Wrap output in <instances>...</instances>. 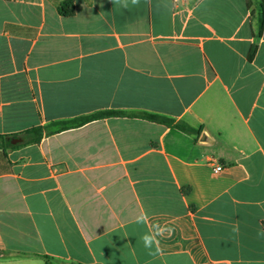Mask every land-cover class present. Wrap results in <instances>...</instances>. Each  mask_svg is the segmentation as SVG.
Here are the masks:
<instances>
[{"label":"crops","instance_id":"1","mask_svg":"<svg viewBox=\"0 0 264 264\" xmlns=\"http://www.w3.org/2000/svg\"><path fill=\"white\" fill-rule=\"evenodd\" d=\"M62 1L0 0V135L102 110L194 132L108 118L0 149V264H264L256 6ZM166 226L149 255L141 237Z\"/></svg>","mask_w":264,"mask_h":264},{"label":"trees","instance_id":"2","mask_svg":"<svg viewBox=\"0 0 264 264\" xmlns=\"http://www.w3.org/2000/svg\"><path fill=\"white\" fill-rule=\"evenodd\" d=\"M250 6L255 5L259 11L260 23L264 25V2L262 0H249ZM74 0H63L58 7L59 13L67 17L73 13ZM108 118H140L167 127L179 129L186 133H193L194 130L187 124L177 122L176 120L160 114H152L148 112H127L115 110H102L89 115L80 116L70 120H61L51 122L45 126H36L23 134V144H12V139L17 136L0 135V149H17L22 145L40 144L44 137L59 134L61 132L79 128L88 123L104 120ZM264 225V223H263Z\"/></svg>","mask_w":264,"mask_h":264},{"label":"clouds","instance_id":"3","mask_svg":"<svg viewBox=\"0 0 264 264\" xmlns=\"http://www.w3.org/2000/svg\"><path fill=\"white\" fill-rule=\"evenodd\" d=\"M133 4H136L138 3V0H132ZM127 5H125L126 7ZM146 215V214H145ZM143 221L138 217L136 219V223H142ZM174 231L173 228L171 227H163V228H159V230L154 234V235H143L141 237L142 241H143V244H144V247L146 249H153L154 247L156 248V251L153 252V251H149V255H156V254H159L161 253V248L159 247V239L158 237H163L165 235V233L168 234V236L170 237L172 232Z\"/></svg>","mask_w":264,"mask_h":264},{"label":"built area","instance_id":"4","mask_svg":"<svg viewBox=\"0 0 264 264\" xmlns=\"http://www.w3.org/2000/svg\"><path fill=\"white\" fill-rule=\"evenodd\" d=\"M223 171V167L222 166H220V165H216L215 167H214V173L215 174H218V173H220V172H222Z\"/></svg>","mask_w":264,"mask_h":264},{"label":"water","instance_id":"5","mask_svg":"<svg viewBox=\"0 0 264 264\" xmlns=\"http://www.w3.org/2000/svg\"><path fill=\"white\" fill-rule=\"evenodd\" d=\"M21 140H19V139H15V140H13V143H16V142H20Z\"/></svg>","mask_w":264,"mask_h":264}]
</instances>
